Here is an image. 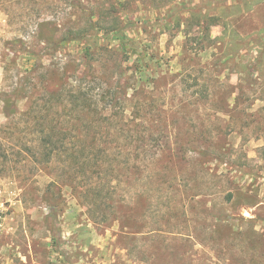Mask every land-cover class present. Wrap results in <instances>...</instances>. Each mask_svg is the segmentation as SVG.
Returning <instances> with one entry per match:
<instances>
[{
  "label": "rangeland",
  "instance_id": "obj_1",
  "mask_svg": "<svg viewBox=\"0 0 264 264\" xmlns=\"http://www.w3.org/2000/svg\"><path fill=\"white\" fill-rule=\"evenodd\" d=\"M259 201L264 0H0V264H264Z\"/></svg>",
  "mask_w": 264,
  "mask_h": 264
},
{
  "label": "crops",
  "instance_id": "obj_2",
  "mask_svg": "<svg viewBox=\"0 0 264 264\" xmlns=\"http://www.w3.org/2000/svg\"><path fill=\"white\" fill-rule=\"evenodd\" d=\"M250 210V215L249 216H244V218L247 220V219H253V215H256L258 216V212H253L255 209H261V210H264V201H259L257 202L256 204L252 205L251 207L248 208ZM248 211H246L247 213ZM250 217V218H249ZM261 217L263 218L264 220V215H261ZM264 222V221H263ZM256 230H259L258 228H255ZM262 232H264V228L261 230Z\"/></svg>",
  "mask_w": 264,
  "mask_h": 264
},
{
  "label": "trees",
  "instance_id": "obj_3",
  "mask_svg": "<svg viewBox=\"0 0 264 264\" xmlns=\"http://www.w3.org/2000/svg\"><path fill=\"white\" fill-rule=\"evenodd\" d=\"M247 9H248V8H247ZM247 9H246V10H247ZM50 38H51V36H46L44 39H50Z\"/></svg>",
  "mask_w": 264,
  "mask_h": 264
}]
</instances>
